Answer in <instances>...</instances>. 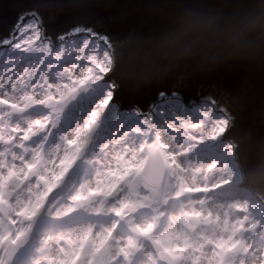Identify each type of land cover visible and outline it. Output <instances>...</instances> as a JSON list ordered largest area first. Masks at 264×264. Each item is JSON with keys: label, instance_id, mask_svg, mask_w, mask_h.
Segmentation results:
<instances>
[{"label": "rangeland", "instance_id": "1", "mask_svg": "<svg viewBox=\"0 0 264 264\" xmlns=\"http://www.w3.org/2000/svg\"><path fill=\"white\" fill-rule=\"evenodd\" d=\"M36 25L40 29L38 21ZM32 35L30 30L24 40ZM43 41L34 39V44L43 47ZM74 46L64 48L59 59L55 53L61 48L37 53L32 60L21 59L15 65H6L0 57V81L10 74L23 81H16L15 93L5 89L10 97H16L11 102L22 106L24 95L43 99L45 78L47 84L67 83L58 81L54 72L75 64L78 57H83L82 70L73 73V79L81 78L86 67L93 66L92 55L103 59L91 50L78 52L83 45ZM49 64L55 67L49 69ZM115 103L112 100L106 115L125 123L143 118L121 104L115 108ZM193 109L185 108L178 98L157 104L148 114L149 127L141 124L139 132L125 129L126 135L115 130L118 135L110 138L98 162L70 192L57 196L59 186L48 188L36 209L40 213L37 232L46 243L74 250L63 264H90L103 246H107L103 264H160L152 238L174 264H264L250 259L264 241V203L241 187V170L232 156L234 146L223 137L228 123H222L212 110ZM32 118L40 116L34 113ZM130 128L135 129L136 124ZM151 145L160 149L166 163L165 177L157 187L140 178ZM48 159L54 161L55 157ZM184 217L190 226L183 222ZM74 220L83 223L68 228Z\"/></svg>", "mask_w": 264, "mask_h": 264}, {"label": "snow or ice", "instance_id": "2", "mask_svg": "<svg viewBox=\"0 0 264 264\" xmlns=\"http://www.w3.org/2000/svg\"><path fill=\"white\" fill-rule=\"evenodd\" d=\"M26 15L31 17L27 24L23 23L25 15H21L13 33L0 40V45L5 46L0 50V57L5 58L6 65H15L21 59L30 61L37 53L51 51L50 44L43 47L34 44V39L41 38L36 27L38 17L35 13ZM29 30L33 35L24 40ZM74 31L79 33L85 29L77 27ZM87 32L97 42L103 41L105 48L103 59L96 55L89 58L93 66L86 67L81 78L73 79V73L82 70L83 57H78L75 64L63 70L56 68L54 72L58 81L67 80V83L47 84L45 78L44 98L24 95L22 106L11 102L16 97H10L5 90L15 93L16 81L23 83L20 76L10 74L0 81V264H63L74 255L72 249L46 243L37 232L40 213L36 209L43 194L55 186L61 189L55 193L57 196L70 192L98 162V155L111 142L110 138L118 135L115 130L126 135L125 129L139 132V125L150 126V115L127 123L122 118L106 115L118 88L111 66V43L91 29ZM59 39L63 42L65 37ZM83 43L84 47L77 49L80 53L89 46L88 40ZM64 51L62 46L55 53L56 58ZM54 67L48 65L49 69ZM27 71L25 68L24 72ZM34 113L40 118L33 119ZM133 124L135 129L130 128ZM51 156L55 157L54 161L48 159ZM250 259L264 262V241L255 247Z\"/></svg>", "mask_w": 264, "mask_h": 264}, {"label": "water", "instance_id": "3", "mask_svg": "<svg viewBox=\"0 0 264 264\" xmlns=\"http://www.w3.org/2000/svg\"><path fill=\"white\" fill-rule=\"evenodd\" d=\"M171 3L172 0H0V40L13 33L21 15L26 19L30 17L26 14L35 13L43 37L50 38L52 45L57 44L61 36L88 33V29L106 37L111 43L114 71L113 42L153 29ZM77 27L85 31L76 33ZM2 47L0 45V49ZM115 82L118 88L114 99L125 109L138 108L142 115H148L163 100L174 98L180 99L187 109L206 103L215 112L226 115L229 125L223 137L234 146L243 179L241 187L251 190L264 203V185L244 182L247 174L264 165V72H247L243 83L239 74L225 72L196 77L179 86L169 81L138 90L125 88L116 76ZM165 172L161 151L149 146L140 178L156 187L162 184ZM183 220L189 224L186 217ZM151 246L162 264H174L172 257L153 239ZM238 250L242 248L238 246ZM106 251L107 246H103L90 264H103ZM231 255L228 254V259Z\"/></svg>", "mask_w": 264, "mask_h": 264}, {"label": "clouds", "instance_id": "4", "mask_svg": "<svg viewBox=\"0 0 264 264\" xmlns=\"http://www.w3.org/2000/svg\"><path fill=\"white\" fill-rule=\"evenodd\" d=\"M114 43V74L138 90L219 72H264V0H172L153 29ZM264 185V165L244 177Z\"/></svg>", "mask_w": 264, "mask_h": 264}, {"label": "bare ground", "instance_id": "5", "mask_svg": "<svg viewBox=\"0 0 264 264\" xmlns=\"http://www.w3.org/2000/svg\"><path fill=\"white\" fill-rule=\"evenodd\" d=\"M28 18H30V17H28ZM28 18H26L24 21H23V23H25V24H27L28 22H26L27 20H28ZM39 23V22H38ZM36 27H37V25H36ZM41 27V26H40ZM40 30V32H41V38L43 39V40H45V41H43L44 43H45V46L46 45H51V49H53V48H61L62 46L64 47V48H66L67 46H74L75 44L76 45H83L84 46V40H88L89 41V46H88V48H85V50H87V51H89V50H91V51H93V52H97L98 54H99V56L101 57V58H103V56H102V52H103V50H104V48H105V45H104V42L103 41H99V42H97L96 40H95V38L94 37H91V36H89L88 35V33H79V34H75V35H69V36H66L65 37V40L62 42L61 40L57 43V44H55V45H52V42H51V40H50V38H45V37H43V32H42V29L40 28L39 29ZM30 32V30L27 32V33H29ZM27 33L24 35V38L27 36ZM20 34L19 33H17V36H19ZM83 35H87V36H83ZM76 36H83V37H76ZM17 42H19V40L17 41ZM99 45V46H98ZM4 47L5 46H3L0 50H4ZM112 56V55H111ZM115 102H118V101H116L115 99H113ZM162 102H165V100H163ZM119 102H118V104L117 103H115L114 104V106H115V108H117L118 106H119ZM204 104V105H203ZM203 104H201V105H198V106H193L194 107V111H196L197 110V112H198V110H199V112L200 111H202V112H205V111H213V112H215L213 109V107L211 106V105H209V104H206V103H203ZM204 106H208V108L206 107H204ZM124 108V107H123ZM204 108V109H203ZM125 109V108H124ZM132 110V113H134L135 115H138L139 113L141 114V112H140V110L138 109V108H136V107H131V108H129V109H126V110ZM203 109V110H202ZM137 113V114H136ZM215 113H217L219 116H217V117H219V118H221L220 119V121L223 123V121H227V123H228V125H229V119L227 118V116L226 115H224V117L223 116H221L220 114H219V112H215ZM139 114V115H140ZM144 116V115H143ZM225 124V123H224ZM233 148H231V151L233 152V150H232ZM232 156H234V158L236 157L235 156V154H233L232 153ZM235 162H236V164L238 163L237 161H236V158H235V160H234ZM166 164V163H165ZM235 164V163H234ZM238 165H239V163H238ZM239 168H240V165H239ZM142 180V179H141ZM143 181V180H142ZM144 182V181H143ZM145 183V182H144ZM157 187V186H156ZM83 222L82 221H72L71 223H70V225L68 226V228H71V229H74V227H76V226H79V225H81ZM188 226H190V223L189 224H187Z\"/></svg>", "mask_w": 264, "mask_h": 264}]
</instances>
